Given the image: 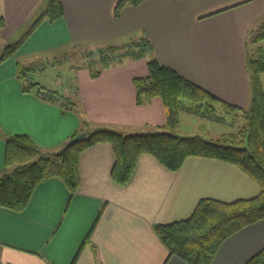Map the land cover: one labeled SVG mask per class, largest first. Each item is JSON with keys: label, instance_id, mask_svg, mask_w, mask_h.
I'll list each match as a JSON object with an SVG mask.
<instances>
[{"label": "crops", "instance_id": "crops-1", "mask_svg": "<svg viewBox=\"0 0 264 264\" xmlns=\"http://www.w3.org/2000/svg\"><path fill=\"white\" fill-rule=\"evenodd\" d=\"M117 1L62 0L63 16L41 23L14 57L0 63L1 133L26 134L53 151L81 132L84 122L92 130L123 134L166 130L160 98L136 103L133 78L148 74L147 58L106 69L97 78L78 68L76 109L24 91L18 76L19 65L51 62L61 49L123 45L142 36L153 45L151 57L223 100L249 106L246 42L264 19V0H145L115 16ZM44 6V0H0L5 21L0 54ZM258 46L264 49V40L252 48ZM261 80L264 88V73ZM5 149L0 135V174ZM115 159L111 144L97 143L81 154L74 193L61 179L50 178L22 212L0 207V264H188L170 256L155 225L190 217L203 198L230 202L260 191L226 162L190 157L173 172L150 155L139 158L121 186L112 178ZM263 248L264 219L225 240L212 264H246Z\"/></svg>", "mask_w": 264, "mask_h": 264}, {"label": "trees", "instance_id": "trees-1", "mask_svg": "<svg viewBox=\"0 0 264 264\" xmlns=\"http://www.w3.org/2000/svg\"><path fill=\"white\" fill-rule=\"evenodd\" d=\"M44 1V9L16 41L3 49L0 63L14 57L41 23L53 22L63 16L62 0ZM143 1L118 0L114 14L119 16L125 7ZM4 25L3 19H0V29ZM263 40L264 19L261 25L251 30L246 42V69L251 89L247 108L223 100L156 57H151L153 45L146 36L128 44L97 48V55L82 66L89 70L93 78L114 66L147 58L148 74L133 78L136 103L143 106L150 104L154 98H160L166 112L163 128H177L182 113L231 127H238L240 120H244L243 125L238 131L224 133L213 141L200 134L184 137L165 130L132 134L105 128L92 130L88 127L89 123L84 122L81 131H87L89 139L76 143L62 153L41 148L26 134H3L0 131L6 142L5 163L0 174V207L22 212L29 205L37 186L50 178L61 179L74 193L80 183L81 154L97 143L107 142L113 146L116 159L112 178L121 186L129 182L143 155L152 156L173 172L179 171L190 157L219 160L241 170L259 187V193L230 202L203 198L190 217L155 225V231L168 248L170 256H177L188 264H212L225 240L264 219V88L261 80L264 49L261 46L252 48ZM57 64H61V59L19 65L18 76L23 89L48 101L61 100L66 109H76L77 103L73 97H65L59 91L49 90L34 81L37 72ZM246 264H264V248Z\"/></svg>", "mask_w": 264, "mask_h": 264}, {"label": "rangeland", "instance_id": "rangeland-1", "mask_svg": "<svg viewBox=\"0 0 264 264\" xmlns=\"http://www.w3.org/2000/svg\"><path fill=\"white\" fill-rule=\"evenodd\" d=\"M24 31L16 34L13 38L14 41H16ZM97 50V48L89 49L81 45H77L76 48L58 50L55 55L58 59H61V64L54 66L50 65L43 71L37 72L34 76V81L41 83V85L48 89H58L62 93L66 91L67 95H72L71 97H73V99L75 95V98H77L79 95L75 93L78 87L76 77L77 69L87 64L89 59L95 57L97 55ZM45 62L48 63L49 61ZM243 123L244 120H240L238 127H231L222 122L196 117L189 113H182L177 128L173 130L166 129L165 131L184 137L200 134L208 140L216 141L218 137L224 133L238 131ZM94 128L97 129V126Z\"/></svg>", "mask_w": 264, "mask_h": 264}, {"label": "water", "instance_id": "water-1", "mask_svg": "<svg viewBox=\"0 0 264 264\" xmlns=\"http://www.w3.org/2000/svg\"><path fill=\"white\" fill-rule=\"evenodd\" d=\"M89 139V133L87 131H81L79 132L76 136L70 138L63 147H61L58 152L62 153L64 151H66L67 149H69L71 146L75 145L76 143H80L83 141H86Z\"/></svg>", "mask_w": 264, "mask_h": 264}]
</instances>
